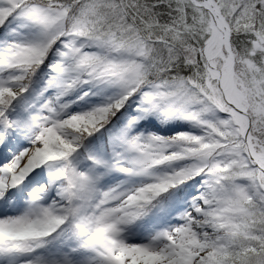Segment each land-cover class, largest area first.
I'll return each instance as SVG.
<instances>
[{
    "label": "snow or ice",
    "instance_id": "snow-or-ice-1",
    "mask_svg": "<svg viewBox=\"0 0 264 264\" xmlns=\"http://www.w3.org/2000/svg\"><path fill=\"white\" fill-rule=\"evenodd\" d=\"M0 264H264V0H0Z\"/></svg>",
    "mask_w": 264,
    "mask_h": 264
}]
</instances>
